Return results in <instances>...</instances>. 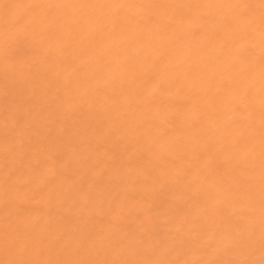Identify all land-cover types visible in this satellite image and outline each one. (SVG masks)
Here are the masks:
<instances>
[{
	"label": "rangeland",
	"instance_id": "1",
	"mask_svg": "<svg viewBox=\"0 0 264 264\" xmlns=\"http://www.w3.org/2000/svg\"><path fill=\"white\" fill-rule=\"evenodd\" d=\"M0 264H264V0H0Z\"/></svg>",
	"mask_w": 264,
	"mask_h": 264
}]
</instances>
